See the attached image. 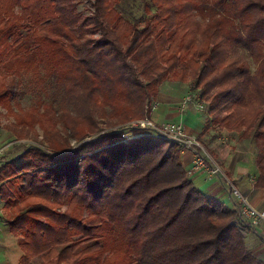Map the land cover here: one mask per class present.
<instances>
[{"label":"trees","instance_id":"obj_1","mask_svg":"<svg viewBox=\"0 0 264 264\" xmlns=\"http://www.w3.org/2000/svg\"><path fill=\"white\" fill-rule=\"evenodd\" d=\"M127 1L0 0L4 128L46 138L0 160L19 264H264L255 229L196 186L181 146L115 129L144 118L164 81L187 85L210 105L204 133L248 139L264 189V0ZM25 73L44 92L28 110Z\"/></svg>","mask_w":264,"mask_h":264},{"label":"crops","instance_id":"obj_2","mask_svg":"<svg viewBox=\"0 0 264 264\" xmlns=\"http://www.w3.org/2000/svg\"><path fill=\"white\" fill-rule=\"evenodd\" d=\"M189 93L190 89L188 87L185 89L178 84L175 85L169 82L162 84L156 98L160 103V107L153 115V118L158 122H181L184 124L186 132L191 136L197 137L203 143L240 191L249 196L258 209L264 210V189L256 186L259 176V170L256 165L257 155L253 149L247 150V147L245 149L242 147L240 150L234 147L230 148L227 144L229 141L233 144H231L232 146H236L235 143L249 146L248 139H241L236 135L234 136L229 132L220 130L218 132L209 130L204 133L208 116L198 110L196 103L191 102L184 111L182 110L181 104ZM201 114L202 118L200 117ZM192 160L191 152L182 150L183 164L196 186L203 193L221 200L229 208L236 209V200L230 196L221 180L218 178L206 180L204 174L193 172ZM244 235L250 250L257 258L264 261V231L262 229L250 230ZM0 243H2L1 236ZM1 248L3 249V255H5L9 247L2 246ZM3 255L0 254V264H13Z\"/></svg>","mask_w":264,"mask_h":264},{"label":"built area","instance_id":"obj_3","mask_svg":"<svg viewBox=\"0 0 264 264\" xmlns=\"http://www.w3.org/2000/svg\"><path fill=\"white\" fill-rule=\"evenodd\" d=\"M195 102L198 110L206 116L210 113V105L203 101L196 93H189L183 100L181 107L184 111L189 103ZM160 103L157 99H152L146 104L145 111L147 115L129 126L124 127L127 133L124 135L129 139L133 134L132 130H144L146 133L161 138L168 142L176 143L181 146L183 151L191 152L193 156L192 171L204 174L206 180L218 178L223 186L230 193V196L236 200V209L242 224L251 229H262L264 231V210L258 209L250 197L243 194L237 185L228 177L222 166L208 152L203 143L194 136L186 132L184 124L181 122H158L153 115L159 110ZM7 223L0 219V232ZM247 230V229H246Z\"/></svg>","mask_w":264,"mask_h":264},{"label":"rangeland","instance_id":"obj_4","mask_svg":"<svg viewBox=\"0 0 264 264\" xmlns=\"http://www.w3.org/2000/svg\"><path fill=\"white\" fill-rule=\"evenodd\" d=\"M134 2L136 4H138V3L140 4V2L138 0H135V1L134 0L133 1L128 0L126 2V8H128L129 10L134 9V7H136V4H134ZM78 9L85 14H89L90 10L92 9V6H91V3L89 1H87V2L79 5ZM137 9H139V8H137ZM250 66H251V70L255 71L256 65L254 63H252L251 61H250ZM21 82H22V85L24 86V88L26 90V94H25V96H23L21 98L19 103L23 109L28 110L31 107L36 106L37 101L41 97H43L44 92L41 89L42 85L39 86L37 82H33V78H32L31 74L25 73L21 78ZM166 82H169V80L164 81L163 84ZM181 87H184L186 89L188 86L182 85ZM190 93H192V90H190ZM200 117L202 118V114ZM208 119H209V116H208ZM137 120H139V119H137ZM137 120H133V121H130L128 123L118 125L115 127V129H122L124 127H127V126H129V124H131ZM14 121H15L14 116L11 113H9L4 108H0V160H1V158H15L26 147H28L30 145H40L39 142H36V138H38L39 141H41V143L42 142L45 143V141H46L44 132L40 127H36V129H35L36 132L32 133L28 139L17 140L14 134L8 132V130L4 128V127L9 126L12 123H14ZM59 128H61V127L59 126ZM209 130L210 131L215 130L216 132H218L217 127H211ZM132 134L133 135L128 140L132 139L135 136L134 135L135 132L133 130H132ZM89 139L90 138H86L85 141H87ZM71 144H72V146H78V143L76 141H72ZM227 144L229 145L230 148L234 147L235 149L238 148L240 150L242 149V147L244 149L247 147L248 148L247 150L253 149L252 147H250L248 145L246 146V144L242 145V144L235 143L237 147L232 146L233 144L229 141L227 142ZM214 159L217 161L218 164H220L216 158H214ZM3 207H4V202L0 198V219L7 223L8 217H7V214L5 213ZM244 233L247 234V231H245ZM0 236L2 237V243H0V254H2V255L4 254L3 249L1 247L2 246H8L9 249L7 250L6 254L3 255V257H6L13 264L20 263L19 262L20 257L23 256V252L20 248V243H19L20 241L18 240V238H16L10 232V228H9L8 224L3 227V230L0 232ZM37 262L41 263V260H38Z\"/></svg>","mask_w":264,"mask_h":264}]
</instances>
